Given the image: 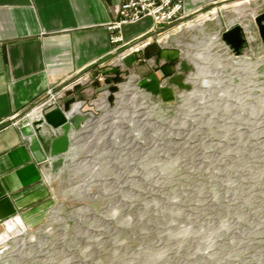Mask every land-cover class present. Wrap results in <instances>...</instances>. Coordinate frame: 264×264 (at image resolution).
Wrapping results in <instances>:
<instances>
[{
	"label": "rangeland",
	"instance_id": "obj_1",
	"mask_svg": "<svg viewBox=\"0 0 264 264\" xmlns=\"http://www.w3.org/2000/svg\"><path fill=\"white\" fill-rule=\"evenodd\" d=\"M263 10L228 0L152 23L151 41L51 89L42 116L77 91L60 110L84 127L64 154L50 156L51 137L43 197L0 222V264H264V47L250 17ZM235 20L254 35L239 55L212 39ZM169 38L185 84L156 96L123 58Z\"/></svg>",
	"mask_w": 264,
	"mask_h": 264
},
{
	"label": "crops",
	"instance_id": "obj_2",
	"mask_svg": "<svg viewBox=\"0 0 264 264\" xmlns=\"http://www.w3.org/2000/svg\"><path fill=\"white\" fill-rule=\"evenodd\" d=\"M225 1L183 0V15L187 18ZM119 4L120 0H0V197L11 201L15 215L43 197L44 164L53 159L48 142L58 134L45 125L33 126L43 116L30 111L32 106L49 89L90 74L113 57L121 59L118 53L128 44L145 37L151 41L155 35L150 32L151 19L143 18L123 26L127 44L113 51L107 25L117 17ZM235 23L247 33V24ZM171 40L174 45L156 47L150 42L123 58L131 64L137 84L156 96H169L172 88L185 84L177 72L185 62ZM155 64L159 68L151 70ZM77 93L62 100L60 109L67 100L79 98Z\"/></svg>",
	"mask_w": 264,
	"mask_h": 264
},
{
	"label": "built area",
	"instance_id": "obj_3",
	"mask_svg": "<svg viewBox=\"0 0 264 264\" xmlns=\"http://www.w3.org/2000/svg\"><path fill=\"white\" fill-rule=\"evenodd\" d=\"M143 18H150L155 27L173 24L183 18V0H120L117 18L107 25L109 42L113 45L121 43L123 26L135 24ZM57 94L49 89L46 96L36 102L30 111H39L42 116L47 106L56 103Z\"/></svg>",
	"mask_w": 264,
	"mask_h": 264
},
{
	"label": "water",
	"instance_id": "obj_4",
	"mask_svg": "<svg viewBox=\"0 0 264 264\" xmlns=\"http://www.w3.org/2000/svg\"><path fill=\"white\" fill-rule=\"evenodd\" d=\"M257 28L259 37L264 47V10L256 14L253 18ZM243 31L239 24L235 23L229 26L221 33V40L231 49L236 55H239L240 49L244 44ZM79 117H76L70 112H63L56 108L43 115L42 120L33 122V126L38 127L45 125L50 132L55 129L61 130V136H54L50 142V156L64 154L69 150L70 141L69 134L72 128L84 127L82 122H79ZM16 214V208L6 196L0 197V222L13 217Z\"/></svg>",
	"mask_w": 264,
	"mask_h": 264
},
{
	"label": "bare ground",
	"instance_id": "obj_5",
	"mask_svg": "<svg viewBox=\"0 0 264 264\" xmlns=\"http://www.w3.org/2000/svg\"><path fill=\"white\" fill-rule=\"evenodd\" d=\"M252 18H254V16H252ZM234 24H235V23H234ZM237 24H238V23H237ZM232 25H233V24H232ZM239 26H240V24H239ZM228 27H229V26H228ZM240 27H241V26H240ZM252 27H253V26H252ZM250 28H251V27H250ZM250 28H249V25H247V34L249 35L248 39H249V38L252 39L253 36H254V35H253V36L251 35ZM242 31H243V30H242ZM220 32H221V31H220ZM220 36H221V33H220L219 35H217V36H214L212 39L220 38ZM249 40H250V39H249ZM225 45H226V44H225ZM233 96H234V95H233ZM236 102H237V101H236ZM101 106L104 107V108L106 107L105 104H103V102H102ZM76 113H77V112H75V113H73V114L76 115ZM139 113H144V112H139ZM76 116H77V115H76ZM16 223L19 224V221L16 220ZM18 243H19V244H18ZM21 244H22V242H20V241L17 242V246H20Z\"/></svg>",
	"mask_w": 264,
	"mask_h": 264
}]
</instances>
